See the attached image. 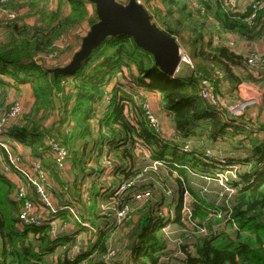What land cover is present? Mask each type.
<instances>
[{
    "label": "trees",
    "instance_id": "1",
    "mask_svg": "<svg viewBox=\"0 0 264 264\" xmlns=\"http://www.w3.org/2000/svg\"><path fill=\"white\" fill-rule=\"evenodd\" d=\"M23 1L39 21L0 19V110L9 93L24 85L33 102L5 136L44 164L42 123L54 115L60 122L63 115L61 126L69 122V134L56 125L50 131L70 152L73 168L81 175L89 170L91 176L106 147L104 155L116 174L110 190L97 196L108 210L93 215L92 209L96 243L74 259L69 256L76 235L57 243L49 239L47 227L18 230L16 184L0 175V264H47V256H54L56 264H105L113 230L109 222L125 208L128 264H264V124L228 119L200 95L203 82L228 96L243 83L264 82V68L249 70L244 56L214 40L219 33L246 43L263 39L264 0H253L242 11L231 0H151V22L173 37L191 62L178 78L162 74L152 56L123 35L107 38L74 74L54 77L51 70L62 65L48 67L47 60L75 52L59 43L97 22L94 6L87 0ZM83 37L74 38L77 47ZM141 90L157 94L174 131L171 139L155 134ZM256 110L264 114V100ZM219 153L228 156L222 159ZM0 154L6 160L1 147ZM223 160L236 163L223 167Z\"/></svg>",
    "mask_w": 264,
    "mask_h": 264
},
{
    "label": "built area",
    "instance_id": "2",
    "mask_svg": "<svg viewBox=\"0 0 264 264\" xmlns=\"http://www.w3.org/2000/svg\"><path fill=\"white\" fill-rule=\"evenodd\" d=\"M129 0H116L119 4L126 5ZM138 4L141 5V0H135ZM7 0H0V19L2 20H13L16 18V14L11 10L5 8L4 4ZM191 7H196L195 2H190ZM4 6V9H3ZM154 7V3L152 5ZM237 7V5H236ZM238 9V8H237ZM221 34L217 35L218 40L216 42H220L230 50H232L235 46L236 39L234 35ZM221 36H226L224 40H220ZM239 38L237 37V40ZM181 62H184L187 65H191L190 60L187 55L181 52ZM247 67L251 71H257L259 68H264V52L260 49H254L249 52L247 56H245ZM219 78H222L223 75L217 72ZM243 83L239 87L244 86ZM202 90L200 95L206 101H210L212 98L213 89L206 83H202ZM143 93V90L140 91V95ZM154 94V93H152ZM146 110L150 112L148 120L153 122L154 110L145 104ZM10 108V106H9ZM99 111H102L100 109ZM22 106L19 102L13 103V106L6 113V119H0V147L4 150L6 154L5 162H0V175L4 177H8L9 175L16 177V193L13 196L15 201L21 203V211L18 215V223L17 228L20 231H23L27 228H40L47 227L48 229V237L52 242L59 243L60 241L68 238L70 235L66 233L63 229V226L59 224L61 216L64 215L65 211H68L70 215L73 217L74 221L82 224L79 216L77 215V211L73 202L69 201L66 205L61 207H57L54 205L52 195H53V186L50 184L49 175L39 163H35L40 160L30 161L27 160L21 155L15 148L18 144L15 141H8L5 133L14 126V124H18L22 114ZM4 117V118H5ZM101 119V117H99ZM154 130H156L155 125L159 129V123L154 121L151 123ZM64 127V131L69 134L71 126L69 122H65L62 124ZM98 129V123L95 122L92 126V132L95 135ZM159 136L163 137L161 131L159 129ZM44 143L47 147L45 151L44 157H49L54 165V168L58 172L60 180L64 184H70L72 181V162L70 160L71 156L69 151L65 146L58 140L56 133L53 131L47 132L43 134ZM103 165V175L105 177L114 176L116 174V167L107 161L106 156L104 155L103 161L100 164ZM26 166L29 169H26ZM219 178H221L219 176ZM105 178L103 177V180ZM125 187H122L119 191L115 193L118 195L121 190ZM34 190V191H33ZM114 191V190H113ZM103 208L102 205L100 209ZM113 210V209H112ZM114 211V210H113ZM121 212L124 214V218L129 214V210L127 208L122 211H115V213ZM87 228L91 233H95L93 227L89 225ZM69 232V231H68ZM108 254V253H107ZM107 256V255H106ZM105 256V257H106ZM103 263L110 264V258H104Z\"/></svg>",
    "mask_w": 264,
    "mask_h": 264
},
{
    "label": "rangeland",
    "instance_id": "3",
    "mask_svg": "<svg viewBox=\"0 0 264 264\" xmlns=\"http://www.w3.org/2000/svg\"><path fill=\"white\" fill-rule=\"evenodd\" d=\"M251 1L253 0H231V4H236L237 8L239 11H242L245 9L246 6H248V4L251 3ZM240 2V3H239ZM24 1L23 0H7V2L4 4L5 8L8 10H11L13 13H15L16 19L20 18L23 20L24 23L27 24H32L34 22H38V16L36 15V13L32 12L31 10L29 11L27 9V7L23 6ZM141 5L147 10H149L148 7V3L147 0H141ZM3 6V9H4ZM152 6V5H151ZM52 8V6L50 7ZM88 27L86 25L82 26L77 32L71 34L70 36H67L66 39H64L62 42L59 43V47L66 49L67 47H74L75 52L79 49L81 42H79V46H76V43L74 42V38L78 35L79 37H83L86 35V33L88 32ZM1 37V34H0ZM214 40L215 41H219L218 37L216 35H214ZM179 45V43H178ZM180 51L183 52L185 54V51L183 50L182 47H180ZM73 52L72 54L69 53H63L62 55H56L55 57H53V59H48L47 61L49 62L48 67H52L53 66H57V65H62V67L68 65L72 59L73 54L75 53ZM186 55V54H185ZM186 66H188L187 64H185L184 62H181L178 71L176 72V74L174 75L173 78H178L180 77L181 74L186 73ZM190 66V65H189ZM55 68H59V67H55ZM53 68V69H55ZM190 69V68H189ZM171 78V77H170ZM125 87V85H124ZM203 88V87H202ZM138 91V90H137ZM264 100V96H263V92L260 89L259 85H255V84H249L246 83L244 84V86L239 87L238 91L235 93V95L233 96H228V94L226 93H222L219 94L216 92V90L212 91V98L209 101L210 103H215L220 110L224 111L226 113V116L228 119H232L233 121H237V122H242V123H251L254 122V126H260L264 124V117L263 115H259L257 114V108L261 107V103ZM15 102H19L22 106V111L23 112H28L30 109V101H26V100H21L20 96H14V98H8L7 102L5 103V109H3L0 112V119H6V113H8V110L13 106V103ZM33 102V100H32ZM10 106V108H9ZM143 108L146 111V115L147 117H149L150 112L146 110L145 104L143 106ZM104 108H102L103 110ZM256 110V111H255ZM255 111V113H254ZM105 111H98V114H100L102 117V115L104 114ZM55 116V115H54ZM54 116L52 118H54ZM60 116V122H58L56 125L60 126L62 123V116L63 115H59ZM160 114L158 112H154V116L153 117V122L156 121L157 123L160 124V118H159ZM5 117V118H4ZM48 118L50 116H47ZM47 120V119H45ZM49 120V119H48ZM95 122L98 123V120H96ZM21 122L19 121L18 124H14V125H19ZM250 126V125H249ZM156 130H155V134L158 135L159 134V129L158 127L155 125ZM12 128V127H11ZM43 130H45L47 132V130L50 129V120L49 121H44L42 123V127ZM61 129V128H60ZM64 131V130H63ZM161 134H163L162 129H160ZM58 138V136H57ZM8 141H12L9 137H7ZM60 141V139H58ZM43 141H44V136H43ZM88 150V149H87ZM89 151V150H88ZM70 154V152H69ZM220 155V157L222 159H224L225 157H227L228 155H221L220 153L218 154ZM71 162H72V167H74L73 165V160L72 158H70ZM45 164H42L38 161H35V163H39L40 166L43 168L44 171L45 168L44 166L46 164H48V162H52V160L49 157H45L44 161ZM222 166L226 167V166H234L236 162H234V160H223L221 161ZM229 164V165H228ZM231 168V167H230ZM26 169H29L28 166H26ZM92 171H94V173L91 174V176H88L90 174L89 170H85V173L82 174L84 177H89L91 178V182L89 183H96L97 185L94 187V189H92L91 191L96 194L97 191L101 192L102 190H110L108 187L111 185V181L110 179H108L109 177H105L103 175V170L101 167H95L94 169H90ZM227 170V169H225ZM47 172V171H46ZM73 173V172H72ZM229 172H225L222 174H220L219 176L222 178L224 175H227ZM103 176H104V180H103ZM87 180H85V182H79V187L85 186ZM74 184V183H73ZM219 187L223 188V190L226 189L225 185L223 183H221V181L219 180ZM62 186V187H61ZM86 191V192H85ZM65 193L67 198H70L71 202H77L80 203L81 208L79 210H77V215H81L83 217L86 218V221L83 222L81 225L83 227H88L85 225H91V221L92 219L88 218V214H87V210L92 206V203L86 202L89 192L90 190H85L82 189L80 191V193H84L86 194L87 198L84 200L83 195H78L75 193V190L73 188H71V186L69 184H60L59 186V192L58 194L60 196H62V193ZM80 198L82 199V201L80 200ZM53 199H55L57 201V205L54 203L55 206L59 205V201H58V197L56 196V194H53ZM63 199V198H62ZM75 204V203H74ZM103 208H101L100 211H106L108 210V206L101 204ZM106 206V207H105ZM100 209V206H99ZM99 210H96V213ZM79 213V214H78ZM103 213H101L102 215ZM124 214L121 212L118 213H114L113 214V218H111V220L113 222H109L111 226H113V230L111 232H108V241H107V245H108V254L105 257L106 258H110V264H128V256H126L125 253V248L123 246V222L127 221V219H123ZM81 220V219H80ZM82 221V220H81ZM75 223H77L76 221H74L73 217L69 214L68 216H64L61 217L59 224L61 226H66L67 224H69V226H71L72 231H76L78 232L79 235L76 236V238L78 239V245L77 248L74 249V252L70 254L69 258L71 259L73 257V259L76 257V255L78 253H80V251H87L90 247H91V243H89V240L87 239V241L85 240V233H86V229L81 227L78 223L77 226L75 225ZM103 217H101L98 221V224H103ZM113 224V225H112ZM96 232L93 233L92 235L96 237L97 235V230L94 229ZM168 232V231H167ZM95 237H92L95 239ZM175 237L176 234L175 232L172 233H168V242H169V246H173L175 243ZM61 252V249L57 250V254H59ZM76 253V254H75ZM56 256V255H55ZM45 262L47 264H53V257L51 256H47L45 257ZM86 264V263H83Z\"/></svg>",
    "mask_w": 264,
    "mask_h": 264
},
{
    "label": "water",
    "instance_id": "4",
    "mask_svg": "<svg viewBox=\"0 0 264 264\" xmlns=\"http://www.w3.org/2000/svg\"><path fill=\"white\" fill-rule=\"evenodd\" d=\"M94 6L97 22L90 26L70 63L51 70L54 77L72 75L81 63L107 38L123 35L131 38L136 46L150 54L154 65L166 77L173 78L181 64L177 41L151 22L146 9L135 0L126 5L116 0H87Z\"/></svg>",
    "mask_w": 264,
    "mask_h": 264
},
{
    "label": "crops",
    "instance_id": "5",
    "mask_svg": "<svg viewBox=\"0 0 264 264\" xmlns=\"http://www.w3.org/2000/svg\"><path fill=\"white\" fill-rule=\"evenodd\" d=\"M147 3H148V6L153 5V2L151 0H147ZM226 36H228V35H226ZM226 36H221L220 40L226 39L225 38ZM234 38L236 39V42H235V46L232 49V51L235 52L238 55H242V56L245 57V56H247L249 54V52L251 50H254V49H260L261 51L264 52V37H263V39L259 40L258 42H255V43H246L245 41H243L241 39L237 40V36H235V35H234ZM259 87L262 90L263 96H264V82H261V85H259ZM142 94H143V98H144L145 104H147L151 108V110L153 109L154 112H158L160 114V116H159V118H160L159 129H162V131H163L164 135H162V136L163 137L165 136V137H168L169 139H171L174 136L173 135L174 131H173L172 125L170 123L169 117H167L165 111H163L161 109V107H160L157 94H152V93H148V92H143ZM15 95L16 96H20L21 100H26L27 102L30 101V107H31L32 98H31V93H30V90H29L28 86L24 85V86H21V87L17 88L16 90L11 91L9 93L8 98L12 99V98H14ZM254 113H255V111H254ZM263 116H264V114H263ZM48 119L50 120V129L47 130V132H50V130H52L51 128H53V126H55L59 122V117L57 115H55L54 118L49 117ZM48 119L46 121H49ZM58 127L61 128L60 131L64 130V127H62L61 125L58 126ZM47 132L45 130H43V134L47 133ZM53 132H55V131H53ZM55 133L57 135V132H55ZM58 138H59V136H58ZM15 148L21 155H23V157L25 159L30 160V161L39 160V159L33 158L31 156V152H30L29 148H27L25 146H22L19 143L15 146ZM107 151H108V148L104 147L103 156L102 157H104V154ZM0 162H5V159H4V157H2V154H0ZM41 163H42V161H41ZM101 163H102V158L99 159V164H96V167L97 166L101 167V165H100ZM44 164H45V162H44ZM44 168H45V170L47 171V173L49 175L50 184L53 186V190H54L53 194H56V196L58 197L59 205L57 207H61L63 205H66L70 201V198H67L64 192L62 193V196H60L58 194L60 184H64V183L60 180V177L58 175V172L54 168V165L51 162H48V164H46L44 166ZM8 177L12 181L16 182V177L15 176L9 175ZM108 177H109L108 179H110V181L113 178V176H108ZM85 180H87L86 183H85V186L79 187V185H78L79 182L80 181L81 182H85ZM90 180H91V178L82 176L79 172H77L75 170V168H73L72 181H71V183L69 185L71 186V188H73L75 190L76 194L83 195L84 200L87 198L86 194H84L86 191L83 194L80 193V191L82 189H85L87 191L90 190L89 195H88L89 198H87L86 202L90 201L92 203V206L87 210V214H88V218L89 219H93L94 216H92V209H94V214L93 215H95L96 214V210H100L99 209L100 201H99V198L97 197L99 192L97 191V193L94 194L91 191L92 189H94V187L97 184L94 183V182L89 183V182H91ZM52 199H53V195H52ZM80 200L82 201L81 198H80ZM53 202L57 205V201L55 199H53ZM74 203H75L74 205H75L76 211L79 210L81 208L80 203H77L76 201ZM69 214L70 213L68 211H65L64 215H62L61 217L68 216ZM78 216H79V219L82 220L81 221L82 223L86 221L85 217L81 216L80 214ZM75 225L77 226V223H75ZM80 226L83 227L82 225H80ZM83 228L86 229V233H85V238L86 239L85 240L87 241V239H88L89 243H91V246H94V244L96 243V238L94 239L92 237H95V236L92 235L93 233H91L90 230L87 227H83ZM63 229H64V231L66 233L70 234L68 237L73 236V235H76V236L79 235L78 232L72 231L71 226H69V224H67L66 226H63ZM77 245H78V239H77ZM75 248H77V246ZM87 251H85V252H87ZM73 252H74V250L72 251V253ZM82 253H84V252L80 251V253H78L76 255V257L81 255ZM51 257H54V256H51ZM72 259H73V257H72ZM53 261H54L53 264H56L54 258H53ZM83 263H85V262H81V264H83Z\"/></svg>",
    "mask_w": 264,
    "mask_h": 264
}]
</instances>
